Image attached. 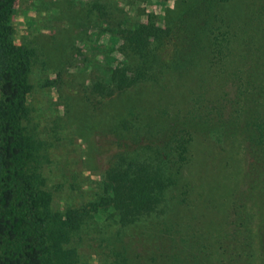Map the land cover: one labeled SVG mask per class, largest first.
<instances>
[{
    "label": "trees",
    "instance_id": "obj_1",
    "mask_svg": "<svg viewBox=\"0 0 264 264\" xmlns=\"http://www.w3.org/2000/svg\"><path fill=\"white\" fill-rule=\"evenodd\" d=\"M97 7L122 60L106 53L92 64L79 53L93 66L69 92L94 120L98 143L110 136L113 147L97 186L85 191L65 177L81 200L53 209L43 172L50 143L36 134L28 104L38 53L14 42L15 0H0V264H84L75 243L83 239L112 244L113 264H264V0L192 1L169 59V26L126 28ZM76 66L46 83L66 89ZM196 136L244 143L243 187L216 221L213 209L181 211L199 203L184 180Z\"/></svg>",
    "mask_w": 264,
    "mask_h": 264
},
{
    "label": "rangeland",
    "instance_id": "obj_2",
    "mask_svg": "<svg viewBox=\"0 0 264 264\" xmlns=\"http://www.w3.org/2000/svg\"><path fill=\"white\" fill-rule=\"evenodd\" d=\"M192 1L15 0L12 15L14 42L29 43L38 53V61L30 75L33 89L28 104L31 109L30 123L36 134L50 143L49 161L43 166V172L48 177L49 186L55 191L53 209L81 200L74 192L67 190L65 177L80 184L85 191L97 186L98 164L108 155L107 149L113 147V144L109 147L110 136L105 143H98L100 140L94 132V120L86 118V108L80 96L69 92L77 89V83L88 76L89 66H93L85 63L88 68L85 70L79 53L88 55L92 64L99 63L106 53L122 60V56L115 54L118 43L114 36L102 30L106 25L114 28L113 23L100 18L97 6L104 10L108 8L109 13H118L126 28L150 20L161 28L169 26L176 36L166 41L167 49L163 57L169 59L174 56L173 44L177 41L181 26L179 15L186 12L187 5ZM109 50H112L111 53ZM70 62L77 66L70 69L66 89L58 91L56 86L46 83L54 80L56 71ZM168 90L169 86L164 84L162 93L168 94ZM164 104L162 101L161 106ZM171 107L167 106L166 109ZM244 153V143L239 136L221 144L196 136L190 146V161L184 169V180L191 183L192 196L199 203L195 207L190 205L191 208L182 209V213L191 217L200 213L210 214V209H213L210 221L219 219L220 211L227 207L232 193L243 187ZM75 243L80 253V263L113 264L115 256L112 244L102 242L97 247L88 239Z\"/></svg>",
    "mask_w": 264,
    "mask_h": 264
}]
</instances>
